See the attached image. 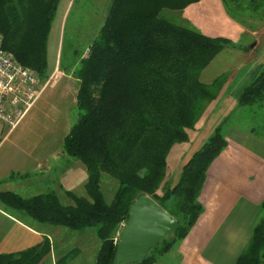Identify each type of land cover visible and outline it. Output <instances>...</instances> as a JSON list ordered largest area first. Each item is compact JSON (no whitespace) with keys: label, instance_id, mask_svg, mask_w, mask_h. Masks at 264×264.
I'll use <instances>...</instances> for the list:
<instances>
[{"label":"trees","instance_id":"16d2710c","mask_svg":"<svg viewBox=\"0 0 264 264\" xmlns=\"http://www.w3.org/2000/svg\"><path fill=\"white\" fill-rule=\"evenodd\" d=\"M199 1H110L87 56L72 70L78 81L76 121L62 142L66 157L85 168L86 197L65 190L73 205H64L54 191L30 198L0 193L7 209L38 224L75 232L93 229L100 243L95 264H112L121 225L141 194L177 221L172 238L158 242L141 264H154L153 251L167 253L187 236L204 210L199 197L206 172L227 146L225 120L183 165L174 185L165 181L167 156L175 144L188 142V131L227 80L222 73L204 83L201 72L222 50L243 49L230 39L206 36L190 24L162 16L163 10L179 12ZM59 2L0 0L3 48L42 82L49 76L47 46ZM236 101L238 108L264 102V65ZM102 174L117 182L109 202L101 190ZM259 209L264 213V199ZM50 252V240L44 237L27 249L0 254V264H40ZM236 264H264V214L255 222Z\"/></svg>","mask_w":264,"mask_h":264},{"label":"crops","instance_id":"0c3cea01","mask_svg":"<svg viewBox=\"0 0 264 264\" xmlns=\"http://www.w3.org/2000/svg\"><path fill=\"white\" fill-rule=\"evenodd\" d=\"M189 20L206 36L238 42L241 28L231 21L228 30L215 32L206 26L205 17L196 20L192 16ZM263 64L264 54L262 58L258 57L254 66L250 68L248 65L250 71L255 67L250 79ZM237 77V74L228 76L216 100L207 107L194 129L188 131V142L175 144L170 149L167 172L172 157L176 182L187 160L225 120L224 128L229 116L238 108L236 98L243 87L240 80L236 81ZM214 78L204 83H210ZM39 99L15 127L0 123V193L14 192L30 198L49 191L57 193L59 184L72 192L81 181L84 188L86 172L83 171L84 177L77 176L72 165L67 164L69 161L62 151V144L61 151H48L47 127L56 128L58 125L53 118L48 125L47 116L42 111L48 101L38 106ZM224 133L227 146L210 164L200 193L202 214L187 236L159 256L154 264H236V258L247 245L260 217L259 204L264 199V153L253 146L255 136L251 133L232 127ZM44 237L50 240L51 252L40 264H52V260L55 264H95L100 243L93 229L75 232L38 224L0 202V254L27 249L40 243Z\"/></svg>","mask_w":264,"mask_h":264},{"label":"rangeland","instance_id":"374dc122","mask_svg":"<svg viewBox=\"0 0 264 264\" xmlns=\"http://www.w3.org/2000/svg\"><path fill=\"white\" fill-rule=\"evenodd\" d=\"M110 1L60 0L58 4L47 46L49 68L47 79L52 77V80L41 94L38 104L41 106L46 104L45 100L48 101L42 111L47 116L48 125L51 124L52 118L58 125L56 128L47 127L48 151H61V140L76 121L75 94L78 81L72 75V70L77 66L80 58L87 56L90 44L102 27ZM197 3L179 12L163 10L162 16L176 24L184 26L190 24L200 32L201 30L189 20V17L194 16L196 20L205 17L206 26L214 29L215 32L228 30L230 21L239 25L241 32L236 43L241 44L243 49L226 48L222 50L201 72L200 80L202 82L211 80L222 72L227 74V78L237 74L236 81L240 80L242 90H244L253 79H250V76L255 67L251 71L249 69L254 66L253 63H256L258 57L262 58L264 54V0H200ZM248 65L251 67L249 68ZM231 127L255 136L253 146L264 153V102L260 106L237 108L227 119L223 130L227 131ZM66 159L69 161L67 164L70 163L75 169L77 176L84 177V166L77 160L68 157ZM172 161L174 158L171 157L165 178L167 184L170 185H174L177 179L176 169L172 168ZM77 181H80L79 178ZM100 186L106 201L109 202L117 188V182L102 174ZM65 189V185L59 184L58 198L64 205H73L72 200L64 194ZM72 193L86 197L82 181ZM158 194H161L160 190ZM263 214V211H260L259 216ZM168 238L171 239V235ZM164 254L166 253L161 254L158 250L153 251L152 257L156 261Z\"/></svg>","mask_w":264,"mask_h":264},{"label":"water","instance_id":"95a60500","mask_svg":"<svg viewBox=\"0 0 264 264\" xmlns=\"http://www.w3.org/2000/svg\"><path fill=\"white\" fill-rule=\"evenodd\" d=\"M177 221L146 194L129 206V215L116 241L112 264H141L158 242L172 234Z\"/></svg>","mask_w":264,"mask_h":264},{"label":"built area","instance_id":"2783aa9c","mask_svg":"<svg viewBox=\"0 0 264 264\" xmlns=\"http://www.w3.org/2000/svg\"><path fill=\"white\" fill-rule=\"evenodd\" d=\"M52 77L41 81L3 48L0 34V123L15 127L34 106ZM52 264L55 262L52 260Z\"/></svg>","mask_w":264,"mask_h":264}]
</instances>
